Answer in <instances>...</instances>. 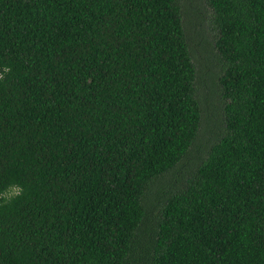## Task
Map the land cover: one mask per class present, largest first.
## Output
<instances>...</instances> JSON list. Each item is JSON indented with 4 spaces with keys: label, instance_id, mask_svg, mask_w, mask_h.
I'll return each mask as SVG.
<instances>
[{
    "label": "trees",
    "instance_id": "trees-1",
    "mask_svg": "<svg viewBox=\"0 0 264 264\" xmlns=\"http://www.w3.org/2000/svg\"><path fill=\"white\" fill-rule=\"evenodd\" d=\"M204 76L218 118L177 179ZM13 185L0 264H264V0H0Z\"/></svg>",
    "mask_w": 264,
    "mask_h": 264
},
{
    "label": "rangeland",
    "instance_id": "rangeland-1",
    "mask_svg": "<svg viewBox=\"0 0 264 264\" xmlns=\"http://www.w3.org/2000/svg\"><path fill=\"white\" fill-rule=\"evenodd\" d=\"M205 13L207 22L211 21V10L205 4L203 8L200 10ZM188 31V30H187ZM209 34L211 35L210 31ZM209 34H207L209 36ZM208 48V47H207ZM210 54H216L213 46H209ZM204 57V56H203ZM194 61L198 68L204 69L201 70L200 74L206 73L208 67L211 70L216 71L217 62L211 60H207V62L201 59L198 53H196V57H194ZM202 65V66H201ZM215 80V79H214ZM199 98L202 101V122L200 126V134L197 139L196 145L192 147V150L188 154V156L176 167L174 172V177L177 179L186 178V176L195 170L196 164L200 157H204L206 155V145H208V140L210 139L209 133H206L208 125L215 121L218 118V114H216V95L214 92V87L211 84V80L208 76H204L200 83H197ZM203 94V95H202ZM204 96V98L202 97Z\"/></svg>",
    "mask_w": 264,
    "mask_h": 264
},
{
    "label": "clouds",
    "instance_id": "clouds-1",
    "mask_svg": "<svg viewBox=\"0 0 264 264\" xmlns=\"http://www.w3.org/2000/svg\"><path fill=\"white\" fill-rule=\"evenodd\" d=\"M22 193H23V189L21 187L13 185L11 186V188L7 193L0 195H2L5 203H8L11 201V199L20 197Z\"/></svg>",
    "mask_w": 264,
    "mask_h": 264
}]
</instances>
